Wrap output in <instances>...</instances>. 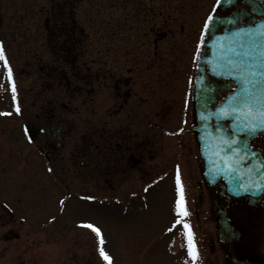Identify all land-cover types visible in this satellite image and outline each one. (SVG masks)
<instances>
[{
	"label": "rangeland",
	"instance_id": "1",
	"mask_svg": "<svg viewBox=\"0 0 264 264\" xmlns=\"http://www.w3.org/2000/svg\"><path fill=\"white\" fill-rule=\"evenodd\" d=\"M49 1L54 0H0V39L4 41L5 54L13 68L17 92H20L16 93L15 104L21 105L19 106L23 114L32 102V96L28 91L27 73L31 62V71L33 70L36 81L35 103L49 107L52 106L50 104L59 103L64 97L62 89H58L54 82V72L45 73L43 69H39L42 63L39 61V55L45 51L42 41L35 39L38 37L36 33L28 39L23 29L33 23L31 14L36 18L33 21L39 23V10L46 7ZM143 1L130 0L127 6L123 0H80L77 2L73 17L89 34V40L96 32L104 39L107 33H111V24L116 25L115 37L120 35L116 38H121L123 36L121 24L127 25L131 21L139 27L142 24L156 23L155 18L158 17L153 13L151 16L148 14ZM148 1L151 11L157 10L159 6L160 9L164 6L171 9V0H145ZM186 1L184 5H178L183 9L181 23L184 24V29L175 30L173 36L169 30L163 28L162 31L167 33V37L162 39L157 48L151 49V55L155 51L158 52V59L146 61V65L157 64L155 69L161 74V92L156 89L151 91L150 83L153 76L150 73L145 74L144 88L142 87L145 102L141 100L140 103L138 93L141 92L135 87L129 98V110L124 107L130 112L134 126H137L140 119L137 113L139 103L142 104L140 110H145V121L151 126L155 121L157 124L158 161L154 168L152 165L147 167L152 171L144 175V178L138 172L129 170L131 190L124 189L123 185L119 190L115 188L110 190L101 182L103 179L99 180L97 188L76 185L78 181H71L68 176L62 174V171H59L60 165L57 164L60 161L67 166H72L73 162L86 161L72 142L67 144L65 142L60 157L54 158L52 172H47V165L50 163L41 159L42 156L41 161L36 152L29 153L26 157L24 155L26 149L22 150L21 157L16 154L17 158H14V163L11 164L14 157L9 149L12 138L7 137V133H0L2 134L0 175L3 185L11 177L14 178L13 181L17 178L21 185L23 181L30 185L28 190L25 184L20 190V184L14 182L9 183L6 190L1 187L0 200L11 201L21 235L19 239L0 240V264H108L100 256L98 237L91 229L83 226L86 223L101 228L105 241L103 246L112 256V264H225L227 255L217 242L214 221L208 215L209 208L206 202L208 194L206 196L207 192L202 191L204 182L199 171L201 159L195 137L191 130L177 131L182 127H191V112L187 103L191 95L190 92L187 94L186 88L189 77L193 79L190 73L193 65L192 55L197 47L199 21L203 19L202 16L206 12L204 9L208 5V0ZM41 4L43 5L40 6ZM50 11H48L50 14H54V9ZM90 21L94 22L93 28H90ZM129 29L131 42L128 43L130 54L127 63L131 69L135 67L130 75L134 76L136 81L140 72L138 67L140 48L135 45L138 42L132 37L133 28ZM82 48L90 55L93 46L91 48L88 42V45ZM97 49L104 54L101 45H98ZM111 49L115 54H120V47L116 44ZM119 56L121 59H115L114 64L124 63V58L121 54ZM47 57L48 55H44L40 58L46 61ZM38 70L43 72L42 75L41 73L37 75ZM148 72L145 70V73ZM37 77L41 78L40 82L37 81ZM11 92L6 68L3 61H0V112L9 109L6 105L10 103ZM163 105L166 108H163ZM81 107L88 109L89 105ZM154 110L156 113H153ZM88 114L87 110L83 115ZM28 117L34 121L36 119L31 112ZM56 118L58 119L57 115ZM16 119L19 118L0 116V125L5 127V124L14 123ZM78 127L75 126L76 129ZM177 166L190 211L187 220L194 232L197 249L195 261L188 255L183 228L179 225L173 227L177 218L175 214V201L178 198ZM88 174L87 176H90L89 171ZM118 178L126 179L127 174ZM200 194H204L203 202L200 200ZM63 196H69L64 206L58 201ZM78 196L94 197L93 200L96 201L89 204ZM6 220L4 218L0 221L1 233L13 226L3 225ZM260 250L264 252L263 237Z\"/></svg>",
	"mask_w": 264,
	"mask_h": 264
},
{
	"label": "flooded vegetation",
	"instance_id": "2",
	"mask_svg": "<svg viewBox=\"0 0 264 264\" xmlns=\"http://www.w3.org/2000/svg\"><path fill=\"white\" fill-rule=\"evenodd\" d=\"M129 1L123 0L127 6ZM186 2V0H171V9H167L166 6H164L165 9H160L161 6H159L157 10L151 11L149 1L144 0L148 14L151 16L153 13L155 17H158L155 18L156 23L142 24L139 27L132 23L121 24L123 28L121 38H116L120 35L115 37L116 25L111 24V33H107L104 39L97 32L92 36L89 43L93 48L90 50V55H87L82 48V43L86 44L88 40L82 37V26L73 17L77 0L52 1L51 7L44 10L42 32L45 40L44 50L48 57L44 62L45 66L40 65L39 68L41 70L44 68L45 73L54 72V82L58 89H62L64 97L59 103L50 104L52 106L49 107L35 103L36 81L33 70L31 71V62L27 73L28 91L32 96V102L24 114L22 110L19 113L16 112V104L11 112H15L12 116L19 119H16L14 123L5 124V127L0 125V133H7V137L12 138L9 149L14 157L11 159V164L14 163V158H17L16 154L21 157L22 150L26 149L24 155L27 157L29 153H34L35 148L45 161L53 166L55 163L52 164V161L60 157L65 142L66 144L72 142L86 161L73 162L72 166H67L63 161L57 164L60 165L59 171H62V174L68 176L71 181L79 182L76 185L97 188L99 180L103 179L101 182L105 183L104 186L110 190L114 188L119 190L122 185L124 189L131 190L129 170L138 172L143 178L144 175L149 174L152 170L149 171L147 167L152 165L151 167L154 168L159 156L156 121L152 126L148 124V121H145V110H140L141 100L145 102V95L142 94L145 74L150 73L153 76V81L150 83L151 91L156 89L161 92L162 85L161 74L156 72L155 68L153 73H145L144 64L147 60L158 59L157 51L154 52L155 55L149 54L152 48H157L162 39L167 37V33L162 31L163 28L169 30L173 36L175 30L184 29V24L181 23L183 9L178 5H184ZM243 7L245 12H250V6L243 0H237L230 6H220L216 11L218 15H223L233 11H243ZM50 10L54 14H50ZM93 26L94 22L91 28ZM129 27L133 28L131 29L132 37L137 40L138 44L135 45L140 48V53L138 51L140 72L136 81L134 76L130 75L135 67L131 70L127 63L130 54L128 43L131 42ZM114 44L120 46V50L122 49L119 52L124 58V63L114 64L115 59H121L120 54H115L111 49ZM98 45L104 49L102 52L104 54L97 49ZM39 61L43 62V58ZM40 77H37L38 82ZM135 87L141 92V94L138 93L140 103L137 113L140 119L137 126L132 123V117L128 111L129 98ZM155 95L158 96V94ZM86 105H89L88 109L81 107ZM101 105L104 107L103 110ZM87 110L89 114L84 116ZM30 112L36 118L35 121L28 117ZM153 113H156V110ZM20 119L22 120L19 121ZM81 122L84 124L81 125ZM77 125L78 129L75 128ZM250 144L252 148L258 150L257 153L264 165V134L252 138ZM88 171L90 176H87ZM126 174V179L118 178ZM13 179L11 177L3 185L0 175V191L1 187L6 190L9 183H17V178L14 181ZM23 184L27 190L30 189L28 182L23 181ZM22 185H19L21 189H23ZM202 187V191L207 192L206 196L208 194V201H206L209 208L208 215L214 221L216 231L220 215H224L232 228V233L227 234L226 238L218 237L216 234L220 248L227 255L225 264H264V252L260 250L261 239L264 238V188L254 190L252 194L233 195L229 193L222 179L215 183L204 181ZM199 197L203 202L204 194H200ZM7 207L5 202H0V221L6 218L7 220L3 223L5 226L14 224V218ZM12 229L13 227L10 226L3 233L0 231V237L1 234L5 238L16 235Z\"/></svg>",
	"mask_w": 264,
	"mask_h": 264
},
{
	"label": "snow or ice",
	"instance_id": "3",
	"mask_svg": "<svg viewBox=\"0 0 264 264\" xmlns=\"http://www.w3.org/2000/svg\"><path fill=\"white\" fill-rule=\"evenodd\" d=\"M237 0H216L213 5L212 11L204 18L203 24L199 31L197 39V53L196 59L199 60L202 53L200 49L206 46L207 37L212 31L213 27H216L223 23V19L218 15L216 9L222 4H232ZM235 23V20L229 21ZM247 36V41L240 39L241 36ZM264 23L258 28H238L233 33V38L229 40L228 46L225 48L221 45L220 63L216 66L217 70L214 71V75L223 76L227 75L239 80L240 93L238 95L229 97L233 101V105L228 107L219 108L218 112L214 115L217 120L226 121H243V123L235 126L231 129L227 136L222 137V144L227 145V148H222L221 151L225 152V156L222 159L225 160L227 167L230 170H234L231 160L237 158L244 160L248 158V153L241 155L242 149L233 147L239 141L237 139V133H252L254 134L258 129H264ZM0 61H3L6 68L7 77L11 83V91L13 93V99H16L17 87L14 80L13 68L9 63V60L5 54V48L3 42H0ZM19 105L16 106V112H20ZM10 115V113H6ZM223 132V127L220 126L217 129ZM245 147H248L245 144ZM228 152L233 153L232 157L227 156ZM254 155V154H253ZM264 167V165H262ZM51 171V169H49ZM176 183L178 186V198L175 201V214L176 220L173 223V227L179 225L183 228L187 241L188 255L193 261L197 259V249L194 239V232L187 217L190 215V211L186 203V194L184 185L181 182L179 166L176 171ZM264 187V184L260 185ZM243 187V185H241ZM247 190V189H245ZM94 199V197H88ZM63 203V201H61ZM83 226L91 229L98 237L99 253L100 256L112 264V256L104 248V236L101 228L92 223H86Z\"/></svg>",
	"mask_w": 264,
	"mask_h": 264
},
{
	"label": "water",
	"instance_id": "4",
	"mask_svg": "<svg viewBox=\"0 0 264 264\" xmlns=\"http://www.w3.org/2000/svg\"><path fill=\"white\" fill-rule=\"evenodd\" d=\"M250 4H253L254 0H244ZM229 5V4H225ZM237 15H232V17L223 19L224 25H226L227 29H225L226 34L222 35L219 41L216 45V47H213V58L210 60V56H205L206 52L202 51V55L199 59L197 71L198 76L196 79L195 84V111L197 115V122L198 125L194 128L198 131V140L201 144V153L206 161V167H207V174L206 177L212 182H215L219 177L224 176L231 187V190L235 192V190H242L245 189L244 186L253 184L256 179H259L258 174L261 173V171H255L254 168L252 169L250 163L251 157L248 154V158L244 160H239L237 158H233L231 160V163L233 164L234 170H230L225 160L222 159V157L225 156V152H222V148H227V145L222 144V137L227 136L230 132L227 130L224 120H217L215 113L218 112L219 108L221 107H228L229 105H233V101L229 99V97L238 95L240 93V83L239 80L229 77L226 74L223 76L218 77H225V78H232L237 83V90L228 96L220 106H218L215 110L212 109V105L217 101V98L221 96L220 93L214 92L217 87H215V82L209 78V76L206 73V67L201 65L200 62L203 63H209L211 72L214 73V71L217 70L216 66L220 63V54H221V45H223L225 48L228 46V42L230 39L233 38V33L236 31L235 29H231L232 27L236 26L237 22L230 23L229 21L237 20ZM264 22H258L256 26L252 29L258 28ZM214 29H212V32ZM240 39L247 41L249 38L245 36H241ZM261 43H264V40L261 41ZM234 85L232 81H230V85ZM234 106V105H233ZM213 119L215 120L213 122ZM243 123V121H230L231 127L238 126L239 124ZM223 127V132L218 131V127ZM217 127V129H216ZM216 129V130H215ZM257 131H264V129H258ZM241 134V133H239ZM239 134L237 133V139L238 143L234 145L233 147H238L242 149L241 154L244 153H250L246 149L244 143H246V140L243 138L241 139L239 137ZM252 134H248V136H251ZM229 157L233 156V153L228 152L226 154ZM262 178V177H261ZM243 185V187H241ZM227 224L226 220H223L221 223V230L226 229Z\"/></svg>",
	"mask_w": 264,
	"mask_h": 264
}]
</instances>
